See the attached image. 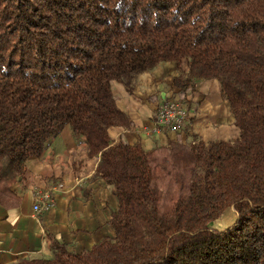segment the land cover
Here are the masks:
<instances>
[{"label": "trees", "instance_id": "obj_1", "mask_svg": "<svg viewBox=\"0 0 264 264\" xmlns=\"http://www.w3.org/2000/svg\"><path fill=\"white\" fill-rule=\"evenodd\" d=\"M169 61L182 92L219 80L236 139L112 140L133 126L115 83ZM66 125L113 186L115 235L79 252L49 235L51 257L18 264H264V0H0V204Z\"/></svg>", "mask_w": 264, "mask_h": 264}, {"label": "crops", "instance_id": "obj_2", "mask_svg": "<svg viewBox=\"0 0 264 264\" xmlns=\"http://www.w3.org/2000/svg\"><path fill=\"white\" fill-rule=\"evenodd\" d=\"M181 68L187 71L188 64H181ZM178 75V65L169 61L140 74L131 92L115 83L117 104L128 113L133 126L111 127L109 134L114 142L121 138L130 143L140 140L146 149H151L178 137L186 139V131L154 129L153 116L159 105L174 96H183L195 110L189 123L204 141L239 136L240 129L219 80H196L194 87L182 92L175 85ZM97 163L98 157L88 156L69 125L52 139L41 156L27 160L24 177L16 185L20 202L10 207L0 204V264L51 257L49 235L77 252L115 235L111 218L118 200L113 186L96 173ZM37 190H52L55 199V206L39 215L33 210Z\"/></svg>", "mask_w": 264, "mask_h": 264}, {"label": "built area", "instance_id": "obj_3", "mask_svg": "<svg viewBox=\"0 0 264 264\" xmlns=\"http://www.w3.org/2000/svg\"><path fill=\"white\" fill-rule=\"evenodd\" d=\"M187 111L182 102L174 99L163 103L158 108L155 116L154 129L166 130L171 132L182 131L187 124ZM63 187V184H60ZM55 206V199L52 190L35 191L33 210L36 215Z\"/></svg>", "mask_w": 264, "mask_h": 264}, {"label": "rangeland", "instance_id": "obj_4", "mask_svg": "<svg viewBox=\"0 0 264 264\" xmlns=\"http://www.w3.org/2000/svg\"><path fill=\"white\" fill-rule=\"evenodd\" d=\"M172 99H174V100H176V101H179V102H182L184 105H185V108H186V111H187V124H186V126L184 127V129H182V132L183 131H186V134H187V132L189 131V130H191V129H193L191 126H190V120L192 119V117L194 116V114L196 113L195 112V110L192 108V107H190V105H189V103H188V100L186 99V98H184L183 96H174V97H168L167 99H166V101H163L160 105H159V107L163 104V103H165V102H167V101H169V100H172ZM158 107V108H159ZM157 113H158V109L156 110V112H155V114H154V116H153V118H154V121H155V116L157 115ZM181 132V131H180ZM191 139L189 136H188V134H187V136H186V139ZM236 216H237V214H236V211H235V209L233 208V207H230V208H228L223 214H222V216L220 217V218H218L217 220H215L214 222H213V227H215V228H217V229H223V228H225L226 226H229V225H231V224H233L234 223V221H235V219H236Z\"/></svg>", "mask_w": 264, "mask_h": 264}]
</instances>
